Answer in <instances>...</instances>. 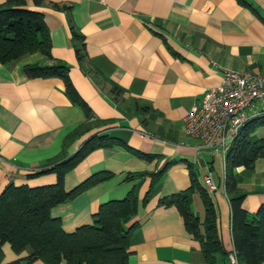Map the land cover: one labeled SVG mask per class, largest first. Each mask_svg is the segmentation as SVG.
<instances>
[{"label":"crops","instance_id":"1","mask_svg":"<svg viewBox=\"0 0 264 264\" xmlns=\"http://www.w3.org/2000/svg\"><path fill=\"white\" fill-rule=\"evenodd\" d=\"M25 5L42 13L50 55L68 66V77L91 116L86 119L67 98L61 79L23 73L25 64L49 63L41 54L0 63V192L8 183H54L53 172L29 174L69 155L90 135L105 132L155 157L143 159L117 145L87 153L64 174V190L97 172L111 176L49 209L64 232L90 223L99 204L132 189L138 201L148 194L128 222L138 226L128 242L126 264H205L177 210L157 205L160 197L189 184V163L204 189L203 178L210 174L215 189L205 191L215 211L216 233L224 251H231L223 159L183 134V117L205 89L219 82L222 69L264 76V0H25ZM70 27L83 36V66L75 58ZM252 112L247 109L248 115ZM255 134L264 137V123ZM165 163L171 164L152 184L151 174ZM133 173L140 175L128 178ZM233 175L244 194L242 206L252 214L264 201V157L254 161L251 171L235 167ZM190 208L202 232L204 207L196 192ZM0 254V264L15 259L25 264L27 250L14 253L3 242ZM214 261L228 264L220 253Z\"/></svg>","mask_w":264,"mask_h":264},{"label":"trees","instance_id":"2","mask_svg":"<svg viewBox=\"0 0 264 264\" xmlns=\"http://www.w3.org/2000/svg\"><path fill=\"white\" fill-rule=\"evenodd\" d=\"M32 1L36 4L41 2ZM70 35L74 42L75 58L83 66L86 62L83 36L72 27ZM49 50L50 40L41 12L26 7L25 0H5L0 3V63L11 62L25 54H41L49 63L25 64L22 67L23 73L32 78L61 79L64 94L89 119L90 108L74 89L68 77V66L54 59ZM263 123L264 116H257L241 125L223 157V189L229 199L232 249L238 264L264 262V201L252 214H248L242 206L244 194L233 175L235 167L242 166L251 171L254 161L264 157V137L255 134V130ZM114 145L125 147L143 159L155 157L153 154L128 148L122 140L108 133L97 132L90 135L69 155L50 159L29 174L53 172L54 183L40 186L8 183L4 186L0 192V244L8 243L14 253L27 250L23 257L25 264H31L34 260H40L44 264H126L128 242L138 226L137 221L128 222L136 214L138 205L145 204L148 193L138 201L131 189L122 198L99 204L92 214L91 222L80 225L71 232H64L59 220L50 217L48 213L57 203L70 199L111 176L106 171L97 172L69 190H64L62 186L64 174L87 153ZM169 164L171 163H165L151 174L154 179L152 184ZM186 167L189 184L184 189L160 197L157 205L173 206L177 210L184 230L198 242L204 263L215 264L214 254L220 253L226 258L228 251H224L218 239L215 211L208 193L196 181L191 165L186 163ZM139 175L140 173L129 174L128 178ZM195 192L204 207L202 232L199 230L197 215L190 208L191 196ZM18 263L19 259H15L3 264Z\"/></svg>","mask_w":264,"mask_h":264},{"label":"built area","instance_id":"3","mask_svg":"<svg viewBox=\"0 0 264 264\" xmlns=\"http://www.w3.org/2000/svg\"><path fill=\"white\" fill-rule=\"evenodd\" d=\"M250 108L253 112L248 115ZM257 116H264V76L224 68L219 82L205 89L199 103L189 107L182 130L185 136L198 141L199 148L223 159L241 125ZM203 181L206 190L215 189L209 173ZM226 260L228 264H238L233 249L227 252Z\"/></svg>","mask_w":264,"mask_h":264},{"label":"rangeland","instance_id":"4","mask_svg":"<svg viewBox=\"0 0 264 264\" xmlns=\"http://www.w3.org/2000/svg\"><path fill=\"white\" fill-rule=\"evenodd\" d=\"M261 127V126H260ZM216 170L218 171V160H217V158L215 157V159H214V170H213V179H214V181H215V179H216Z\"/></svg>","mask_w":264,"mask_h":264}]
</instances>
